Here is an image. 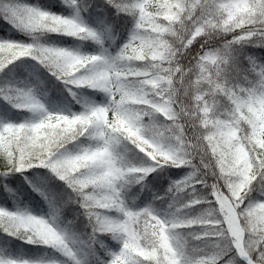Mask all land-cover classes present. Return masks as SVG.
<instances>
[{
    "label": "snow or ice",
    "instance_id": "obj_1",
    "mask_svg": "<svg viewBox=\"0 0 264 264\" xmlns=\"http://www.w3.org/2000/svg\"><path fill=\"white\" fill-rule=\"evenodd\" d=\"M0 264H264V0H0Z\"/></svg>",
    "mask_w": 264,
    "mask_h": 264
}]
</instances>
